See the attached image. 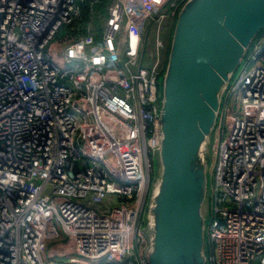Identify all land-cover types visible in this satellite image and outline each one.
Instances as JSON below:
<instances>
[{"label":"built area","instance_id":"built-area-1","mask_svg":"<svg viewBox=\"0 0 264 264\" xmlns=\"http://www.w3.org/2000/svg\"><path fill=\"white\" fill-rule=\"evenodd\" d=\"M185 1L108 0L97 30L100 0H0V264H148L164 28ZM248 48L207 154L208 264H264V35Z\"/></svg>","mask_w":264,"mask_h":264},{"label":"water","instance_id":"water-1","mask_svg":"<svg viewBox=\"0 0 264 264\" xmlns=\"http://www.w3.org/2000/svg\"><path fill=\"white\" fill-rule=\"evenodd\" d=\"M262 29L264 0H186L177 14L162 79L160 173L146 210L148 264H206L209 139L222 92Z\"/></svg>","mask_w":264,"mask_h":264},{"label":"rangeland","instance_id":"rangeland-1","mask_svg":"<svg viewBox=\"0 0 264 264\" xmlns=\"http://www.w3.org/2000/svg\"><path fill=\"white\" fill-rule=\"evenodd\" d=\"M85 1H91V0H85ZM107 1L108 0H100L99 3L94 5L95 16L93 17V24L95 25V28L97 30H100V28H101V22L99 21L98 16H99V14H102L105 16V4ZM263 35H264V29H262L257 34V36L254 38V40L263 36ZM69 36H70L69 28L67 26L60 27V29L57 31L56 35L51 40V42L49 43L48 48H47V50L50 53L51 58L55 62V64L58 65L60 68H63V69L67 68V65L63 62L59 53H60L62 47L67 43ZM170 36L171 35H169V38L171 40ZM250 45H251V43H250ZM168 50H169V43L167 44V51H166L165 56H164V62L166 64H167L168 53H169ZM248 50H249V48H248ZM246 56H247V54H246ZM244 64H245V59L242 63L238 64V66L234 70L233 77H236L240 73ZM164 72H165V70H164ZM164 72L158 78V90H159V93L161 95H162V79H163ZM230 102L232 104H234L233 105L234 110H238L240 108V102H239L238 98L231 99ZM217 121L219 124V119ZM217 121H216L214 129L210 135L208 153L211 151L212 142L214 144L216 139H218L219 135H220V132H219L220 128L217 127ZM212 151H213V147H212ZM213 169H214V162H213V154H212L211 156H208V167H207V193H206V196H207L208 200L210 199V191H211V186L213 183ZM159 173H160L159 155H154V156H152V172H151L150 181H149V194H148V198H147V206H148V199H149L150 192L152 191V189L154 188L155 184L157 183V181L159 179ZM113 206H116V205H113ZM147 206H146V210H147ZM204 235H205L204 251H205V254L208 256L209 255V245L207 243L206 233H204ZM206 264H208V263H206Z\"/></svg>","mask_w":264,"mask_h":264},{"label":"flooded vegetation","instance_id":"flooded-vegetation-1","mask_svg":"<svg viewBox=\"0 0 264 264\" xmlns=\"http://www.w3.org/2000/svg\"><path fill=\"white\" fill-rule=\"evenodd\" d=\"M165 33H164V39H165V43L166 45L169 43V48H170V43H171V40L169 38V35H171L170 37H172V32H173V29H174V26H168L167 25L165 26ZM171 33V34H170ZM170 41V42H169ZM169 51V50H168Z\"/></svg>","mask_w":264,"mask_h":264},{"label":"trees","instance_id":"trees-1","mask_svg":"<svg viewBox=\"0 0 264 264\" xmlns=\"http://www.w3.org/2000/svg\"><path fill=\"white\" fill-rule=\"evenodd\" d=\"M86 14H85V8H83V18H85Z\"/></svg>","mask_w":264,"mask_h":264}]
</instances>
